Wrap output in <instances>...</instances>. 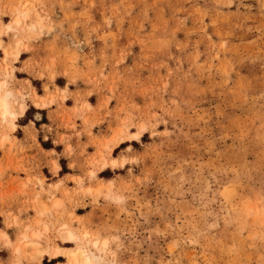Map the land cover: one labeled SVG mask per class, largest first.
<instances>
[{
	"label": "rangeland",
	"instance_id": "374dc122",
	"mask_svg": "<svg viewBox=\"0 0 264 264\" xmlns=\"http://www.w3.org/2000/svg\"><path fill=\"white\" fill-rule=\"evenodd\" d=\"M23 9L41 24L7 33ZM0 81L17 109L54 106L78 171L33 177V220H0L24 246L0 264L79 247L91 264H264V0H0ZM15 128L0 117L7 170Z\"/></svg>",
	"mask_w": 264,
	"mask_h": 264
},
{
	"label": "crops",
	"instance_id": "0c3cea01",
	"mask_svg": "<svg viewBox=\"0 0 264 264\" xmlns=\"http://www.w3.org/2000/svg\"><path fill=\"white\" fill-rule=\"evenodd\" d=\"M7 17L5 16L3 19L4 23L8 24L11 22V19L9 18V20ZM3 40L7 42L6 35H4ZM25 55L26 51L20 52L19 59L14 62L15 72L20 69L18 62L23 61ZM53 107L52 116H48V111L46 116L45 112L42 111L45 110V107L35 106L27 100V108L16 119V128L10 136L12 137V141L16 142V148H14L13 152H16L18 155L14 158V166L8 170L6 168V161L9 144L6 143L3 149L0 148V162L2 163V167L0 168V220L4 224L7 221L13 220H17L18 222L33 220L35 211L31 200L34 199V189L38 188L33 181L35 175L40 174L42 171V173H45L44 170H47L50 174V176H47V185L54 186L60 184L64 179V186V184H67L66 180L69 178V175L78 172L76 167H69L68 165L67 171L63 169L62 159L68 160L69 157L65 156L56 147L62 145L63 136H71L74 133L65 126L60 118L55 116L56 113L54 111L56 109H53ZM32 108L38 110L36 113L38 112L40 115L39 118L36 116L34 119L27 118V112ZM44 115L48 119L46 122L43 120ZM50 142L51 144H48ZM54 143L57 145H54ZM70 158L75 159V156L71 155ZM18 160L22 161V166H16ZM28 178H31V181H28ZM63 186L60 185V189L57 190L56 197L59 199L63 197L61 192ZM21 189L24 191L23 193L20 192ZM12 192H14V195L10 196ZM27 233L31 234L30 229L29 231L27 230ZM24 234L25 231L17 228V225L9 227L0 225V254L11 250L10 248H17L19 245L23 248ZM30 238L31 236L28 235V239L26 240H30Z\"/></svg>",
	"mask_w": 264,
	"mask_h": 264
},
{
	"label": "bare ground",
	"instance_id": "6f19581e",
	"mask_svg": "<svg viewBox=\"0 0 264 264\" xmlns=\"http://www.w3.org/2000/svg\"><path fill=\"white\" fill-rule=\"evenodd\" d=\"M30 18V10L29 9H23V10H18L14 20L7 24L6 27L4 28V30L9 33L11 31L13 32H17L18 28L27 23L26 26L29 27V29H35L37 28V25L39 26V24H41V20L39 18H37V20L35 19L36 22H32L29 23L27 22ZM19 19V23H16V20ZM10 26V27H9ZM24 27V26H23ZM25 28V27H24ZM21 29H23L21 27ZM15 42V41H14ZM20 43L21 41H17L15 42V45L13 47V53L16 57L19 56L20 54ZM7 50V49H6ZM8 53V52H7ZM7 83L6 81H0V101H2L4 104L7 105V115H5V110L3 108H0V117L3 120H9V122L13 125H15V120L19 117V115L23 114L26 110V104L25 103H20L18 109L14 106L13 102H12V97L13 92L11 90H6ZM6 136H3L2 140H5ZM56 204H59V201L56 202ZM48 207L46 206V204H44V210H47ZM63 237L64 239L70 240V241H77L80 237L71 229H67L63 232ZM71 237V238H70ZM35 250L36 253L39 256H42L44 251V249L39 248V246L35 245ZM57 251H55L56 253ZM59 253V252H58ZM68 256L70 258V261L68 264H91L92 263V259H93V254L90 253L86 248L84 247H79L77 250H67Z\"/></svg>",
	"mask_w": 264,
	"mask_h": 264
},
{
	"label": "snow or ice",
	"instance_id": "6c2138e0",
	"mask_svg": "<svg viewBox=\"0 0 264 264\" xmlns=\"http://www.w3.org/2000/svg\"><path fill=\"white\" fill-rule=\"evenodd\" d=\"M19 19L16 20V23H19ZM10 27V26H9ZM0 108H3L5 110V115H7V105L4 104L2 101H0ZM71 238V237H70Z\"/></svg>",
	"mask_w": 264,
	"mask_h": 264
}]
</instances>
